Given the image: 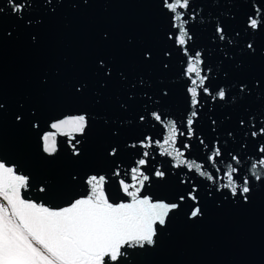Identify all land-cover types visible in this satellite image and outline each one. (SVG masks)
Segmentation results:
<instances>
[{"label":"water","instance_id":"obj_1","mask_svg":"<svg viewBox=\"0 0 264 264\" xmlns=\"http://www.w3.org/2000/svg\"><path fill=\"white\" fill-rule=\"evenodd\" d=\"M18 2L21 13L0 0V161L29 177L25 198L62 208L87 193L88 178L104 175L110 202H130L119 182H134L131 169L147 151L143 170L151 180L141 195L180 208L158 226L154 247L127 248L122 264H264V184L252 177L264 156V136H252L264 125V30L248 26L251 16L264 17V0H190L189 9L177 10L191 36L184 46L174 27L181 21L162 0ZM146 52L150 59L142 57ZM197 54L211 94L198 88L200 104L193 107L189 89L199 81L187 68ZM100 58L110 77L98 72ZM221 89L226 100L217 95ZM81 114L89 119L85 133L75 139L58 134L57 152L47 154L42 137L55 132L51 124ZM189 118L196 121L193 136L187 135ZM173 121L176 147L199 171L177 168L174 153L162 154ZM146 137L149 148L141 146ZM214 147L224 153L216 162ZM230 166L240 168L237 183L252 182L248 202L224 188ZM156 170L165 177L152 175ZM193 187L204 212L195 220L189 218L194 202L179 201Z\"/></svg>","mask_w":264,"mask_h":264},{"label":"snow or ice","instance_id":"obj_2","mask_svg":"<svg viewBox=\"0 0 264 264\" xmlns=\"http://www.w3.org/2000/svg\"><path fill=\"white\" fill-rule=\"evenodd\" d=\"M13 4V12L21 13L24 8L18 0H10ZM164 7L174 15L175 21L181 24H174L180 29L178 43L184 46L191 39L189 32L183 27L186 21L183 20V13L177 14L178 9L187 10L190 7V0H162ZM22 18V17H21ZM248 26L253 30H264V17L260 19L251 16ZM217 35L224 39V29L217 27ZM248 48L255 51L251 44ZM147 60L151 58V53L141 54ZM199 54L191 61L187 68L188 74L195 73L198 78L192 80V84L197 85L189 89L191 103L193 107L200 104L198 97L201 91L204 94H211L209 88L205 86L208 77L201 75L202 64ZM97 70L106 77L111 76L107 62L100 58L97 62ZM264 86V80L260 82ZM244 85H241L243 91ZM198 88L201 91H198ZM79 91V89H77ZM220 100H226L228 93L221 89L217 93ZM156 121H162L160 113H153ZM193 118L198 116L196 111H192ZM20 120L22 117L17 116ZM140 119L143 121L144 117ZM195 120H187L188 136L195 135L193 125ZM215 123V121H213ZM241 126L244 121H240ZM89 126V119L86 114L67 117L51 124L55 132L43 135V150L49 154L57 152V135L68 136L75 139V134L83 135ZM179 135H183L180 133ZM231 135V133H229ZM264 136V125L252 133L253 137ZM178 141V128L175 121L168 127V135L160 145L164 155H172L176 161V167L182 165L191 170L194 167L199 171L200 166L183 159L185 153L176 147ZM79 143V141H77ZM159 144V141L156 142ZM181 146L189 148L190 145L180 141ZM168 145L169 148H164ZM141 146L149 148L152 146V139L146 137L141 142ZM75 148V145H73ZM264 154V148L259 149ZM79 155L78 152L75 153ZM110 155H116L113 149ZM224 155L221 147H214L213 155L210 159L216 162L218 157ZM149 153L145 151L143 157L138 161V167L132 168V184L120 180L122 192L130 197V202L113 203L106 193L107 178L104 175H92L87 179V193L75 199L68 206L55 208L46 206L44 203H37L25 198L22 190L29 188V177L18 174L13 166H7L0 161V199L6 203H0V264H122L123 258L127 255V248L154 247L157 243L159 228H163L170 217L180 208V203L154 201L150 196L141 195L146 182L151 180V176L145 174L143 170L148 164ZM239 164V158L233 157ZM257 166H253L252 177L255 181L264 184V156L258 161ZM240 168L229 167L226 170L225 178L227 184L224 188L230 190L231 195L239 196L242 201L248 202L253 191L252 182L245 177L243 183H237ZM119 175V173H115ZM201 175L205 173L201 172ZM152 175L163 179L166 175L164 171L156 170ZM209 180H215L211 174ZM132 189V190H130ZM44 189H41L43 191ZM186 199L193 201V207L189 213L190 219L202 218L204 212L199 206L196 189L186 195L180 196L179 201Z\"/></svg>","mask_w":264,"mask_h":264}]
</instances>
